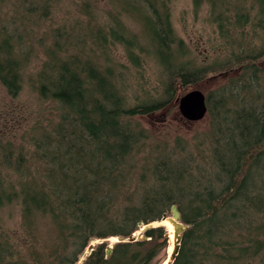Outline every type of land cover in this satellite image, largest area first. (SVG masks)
Returning a JSON list of instances; mask_svg holds the SVG:
<instances>
[{
  "label": "trees",
  "instance_id": "trees-1",
  "mask_svg": "<svg viewBox=\"0 0 264 264\" xmlns=\"http://www.w3.org/2000/svg\"><path fill=\"white\" fill-rule=\"evenodd\" d=\"M174 2L0 0V82L57 105L22 144L0 136V264H78L93 239L80 264H162L166 226L128 237L173 204L188 227L171 264H264V0H192L205 51L178 32ZM150 65L157 93H127ZM232 71L207 93L204 139L153 144L135 120ZM111 236L125 240L107 254Z\"/></svg>",
  "mask_w": 264,
  "mask_h": 264
},
{
  "label": "rangeland",
  "instance_id": "rangeland-1",
  "mask_svg": "<svg viewBox=\"0 0 264 264\" xmlns=\"http://www.w3.org/2000/svg\"><path fill=\"white\" fill-rule=\"evenodd\" d=\"M204 12L205 10H202L198 15H196L193 11L192 0H175L174 2V22L178 32L192 45L199 42L201 44L200 48L202 49L204 48V44L200 41L205 39L211 31L210 26L204 21ZM66 14L65 10L57 8L56 10H53L50 19L53 20L54 24H57L64 16H66ZM74 14H77L76 11L73 12L71 16H74ZM47 23H49V21ZM121 51V49L117 51L115 50V54L121 57L122 61L126 62ZM35 59H33L31 65L35 64L39 58ZM149 67L150 68L145 69V79L141 82L142 84L137 82V77L131 78L128 81L127 93L132 96L134 94L143 96L147 92L152 94L157 93L159 83L157 80L156 68L154 66L151 67V65ZM131 69L133 68L131 67ZM233 74H235L234 71L215 74L195 85L186 87L179 86L176 97L170 103L155 112L138 115L135 117V120L140 122L142 126L150 131L152 134L151 140L153 144H156L157 142L163 144L167 141L171 144L178 136L189 141L199 138L204 139L210 128L209 114L201 120L190 121L181 114L177 99L193 89H200L207 94L209 90L225 83ZM142 98L144 97H129L130 101ZM56 115V103L43 100L29 84L24 86V90L19 96L11 97L7 93L6 88L0 82V136L3 138V141L9 139L20 145L23 143L25 134L28 136L32 127L38 124L47 125L49 121H52V119L55 118ZM146 225L148 224H141L140 228L134 232L136 234V238L144 237L143 232ZM167 228L169 246L167 250V258L162 264H165L170 258L174 247L173 241V247L171 248L172 231L168 225ZM119 238V236H111L107 238L109 240L108 245L113 247L114 243L118 241ZM103 240L104 239H93L90 245L86 248L84 254L81 256L78 264H80V262L83 261V259H85L91 252V245L94 244L95 246Z\"/></svg>",
  "mask_w": 264,
  "mask_h": 264
},
{
  "label": "water",
  "instance_id": "water-1",
  "mask_svg": "<svg viewBox=\"0 0 264 264\" xmlns=\"http://www.w3.org/2000/svg\"><path fill=\"white\" fill-rule=\"evenodd\" d=\"M179 103V109L181 114L190 121H197L203 119L208 114V103H207V94L200 89H193L182 95L177 99ZM172 215H164L162 219L149 223L145 226V229L151 226L164 225L167 227L166 220L172 222L174 226V247L170 258L166 261L165 264H171L175 259L177 253L179 252L182 240V233L188 227L181 220V212L176 204L172 205ZM129 240L136 239V234L133 233L128 237ZM119 240H125L120 237ZM102 242V241H101ZM91 250L94 247V244L90 246ZM112 251V246L108 249L107 254H110Z\"/></svg>",
  "mask_w": 264,
  "mask_h": 264
},
{
  "label": "bare ground",
  "instance_id": "bare-ground-1",
  "mask_svg": "<svg viewBox=\"0 0 264 264\" xmlns=\"http://www.w3.org/2000/svg\"><path fill=\"white\" fill-rule=\"evenodd\" d=\"M120 54V53H119ZM166 223H167V225H168V227L171 229V236H172V244H171V248L173 247V241H174V234H173V231H174V226H173V224H172V222L171 221H169V220H166L165 221Z\"/></svg>",
  "mask_w": 264,
  "mask_h": 264
}]
</instances>
